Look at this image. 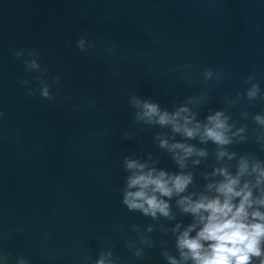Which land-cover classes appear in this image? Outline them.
<instances>
[{"label":"water","instance_id":"95a60500","mask_svg":"<svg viewBox=\"0 0 264 264\" xmlns=\"http://www.w3.org/2000/svg\"><path fill=\"white\" fill-rule=\"evenodd\" d=\"M255 83L261 98L249 99ZM132 96L169 112L186 106L200 121L223 110L233 143L186 141L208 155L181 170L159 142L183 137L137 122ZM256 115L264 118V0H0V264H96L109 251L115 264L179 260L176 239L195 217L177 196L173 219L129 211L124 158L192 173L181 195L198 199L215 195L207 185L223 179L217 169L235 175L243 157L241 185L251 181L259 197Z\"/></svg>","mask_w":264,"mask_h":264},{"label":"clouds","instance_id":"9594fccd","mask_svg":"<svg viewBox=\"0 0 264 264\" xmlns=\"http://www.w3.org/2000/svg\"><path fill=\"white\" fill-rule=\"evenodd\" d=\"M76 46L83 51V40H78ZM31 67L38 69L40 65L32 61ZM204 75L206 80L210 79L211 70H206ZM59 80V76L53 78L54 83H59ZM259 92L260 85L255 83L247 97L261 98ZM31 94L30 92L29 95ZM41 95L49 100L54 99L47 87L43 89ZM130 103L139 109L134 114L137 122L159 125L162 128L170 127L172 133L183 137L182 141L171 144L167 139H161L159 142V147L171 154V158L181 170L186 167V160L193 155L199 157L208 155L205 149L197 148L186 141L198 137L200 143L211 142L219 148L233 143L228 134L233 125L229 123L230 117L225 115L223 110H216L200 121L186 106L169 112L162 110L159 103L137 96H132ZM254 120L264 124V118L260 115H256ZM240 131L244 129L241 128ZM124 138H131V134L125 133ZM226 154L225 151H219L218 157ZM234 155L235 153L230 154L229 159ZM155 163L158 161H153V165ZM193 163L199 164L200 161L195 160ZM124 169L129 174L126 176L122 203L129 211L140 212L153 219H157L158 214L173 219L169 201L173 196H177L179 199L176 203L181 210L195 217L196 223L190 224L176 239L180 259L165 254L169 264H187L189 260L192 264H264V213L258 209L250 211L254 205L264 206V194L255 197L251 181H245L241 185V177L249 170L246 158L242 157L239 160L235 175L227 169H217L223 179L207 185L209 190L214 189L215 195L201 194L198 199H193L191 194L181 195L193 182V174L190 172L187 174L184 171L170 172L152 166L148 161L131 157L124 158ZM252 171L258 173L255 187L259 188L264 184V168L257 162L252 166ZM197 223L200 225L199 230L195 231L194 236L190 235L196 230ZM179 227L177 225L173 232L178 231ZM151 230L149 227V231ZM112 255L111 251L103 254L96 264H115L111 260ZM134 255L140 257L141 252L136 251ZM105 256L109 259L106 260Z\"/></svg>","mask_w":264,"mask_h":264}]
</instances>
